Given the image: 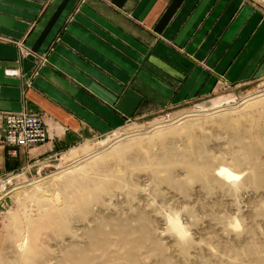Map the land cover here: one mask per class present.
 I'll list each match as a JSON object with an SVG mask.
<instances>
[{
    "label": "rangeland",
    "instance_id": "374dc122",
    "mask_svg": "<svg viewBox=\"0 0 264 264\" xmlns=\"http://www.w3.org/2000/svg\"><path fill=\"white\" fill-rule=\"evenodd\" d=\"M81 149L0 178V264H264V82Z\"/></svg>",
    "mask_w": 264,
    "mask_h": 264
},
{
    "label": "crops",
    "instance_id": "0c3cea01",
    "mask_svg": "<svg viewBox=\"0 0 264 264\" xmlns=\"http://www.w3.org/2000/svg\"><path fill=\"white\" fill-rule=\"evenodd\" d=\"M258 82L264 13L245 0H0V112L43 114L50 136L0 146V178Z\"/></svg>",
    "mask_w": 264,
    "mask_h": 264
},
{
    "label": "built area",
    "instance_id": "2783aa9c",
    "mask_svg": "<svg viewBox=\"0 0 264 264\" xmlns=\"http://www.w3.org/2000/svg\"><path fill=\"white\" fill-rule=\"evenodd\" d=\"M5 73L7 76L18 75L14 70ZM44 120L43 114L30 111L0 112V146L28 150L43 145L50 140Z\"/></svg>",
    "mask_w": 264,
    "mask_h": 264
},
{
    "label": "bare ground",
    "instance_id": "6f19581e",
    "mask_svg": "<svg viewBox=\"0 0 264 264\" xmlns=\"http://www.w3.org/2000/svg\"><path fill=\"white\" fill-rule=\"evenodd\" d=\"M223 110V109H222ZM201 115H203V114H201ZM221 174L222 175H224L225 177H229V178H231V176L228 174V173H226V172H224V171H221Z\"/></svg>",
    "mask_w": 264,
    "mask_h": 264
}]
</instances>
